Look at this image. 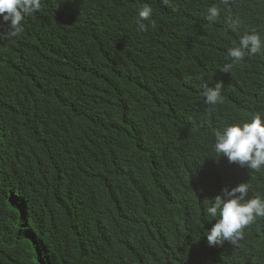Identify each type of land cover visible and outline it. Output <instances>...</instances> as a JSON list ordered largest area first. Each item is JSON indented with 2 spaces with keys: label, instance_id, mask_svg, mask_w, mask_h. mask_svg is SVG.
<instances>
[{
  "label": "trees",
  "instance_id": "16d2710c",
  "mask_svg": "<svg viewBox=\"0 0 264 264\" xmlns=\"http://www.w3.org/2000/svg\"><path fill=\"white\" fill-rule=\"evenodd\" d=\"M249 33L264 0H41L0 38V264H264V217L204 236L223 187L264 198V169L213 150L264 116V48L227 54Z\"/></svg>",
  "mask_w": 264,
  "mask_h": 264
},
{
  "label": "clouds",
  "instance_id": "9594fccd",
  "mask_svg": "<svg viewBox=\"0 0 264 264\" xmlns=\"http://www.w3.org/2000/svg\"><path fill=\"white\" fill-rule=\"evenodd\" d=\"M165 4L168 0H163ZM226 2V0H225ZM41 0H0V22L7 28L0 30V38H14L22 30V22L26 15L39 11ZM208 17L219 15L216 6L208 8ZM152 8L142 7L138 10L140 21L148 20ZM144 28L143 23L140 25ZM264 48V40L254 33L241 36L237 46L230 47L227 54L234 62L245 58L246 52L257 53ZM232 64H226L223 71L228 72ZM220 83L214 87L202 85L205 102L208 105L222 103ZM213 150L220 158L235 163L240 167L260 171L264 169V116L253 115L242 124L227 125L223 131L215 134ZM210 206L205 207L207 216L214 218L215 223L207 230L206 237L209 246L222 245L225 241L236 243L243 238V229L253 223L257 217H264V198L249 197V185L238 183L235 186H225L221 193L212 199Z\"/></svg>",
  "mask_w": 264,
  "mask_h": 264
}]
</instances>
